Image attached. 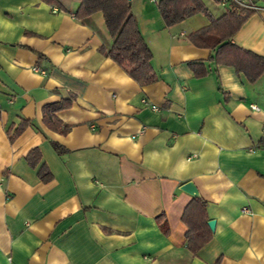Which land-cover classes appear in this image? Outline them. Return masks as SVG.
I'll list each match as a JSON object with an SVG mask.
<instances>
[{"label": "crops", "instance_id": "obj_1", "mask_svg": "<svg viewBox=\"0 0 264 264\" xmlns=\"http://www.w3.org/2000/svg\"><path fill=\"white\" fill-rule=\"evenodd\" d=\"M56 1L0 0V264H264V75L250 84L208 62L188 40L205 15L167 28L152 0H132L159 78L140 86L100 53L113 44L103 15L78 20L83 0ZM254 1L232 43L264 58V0ZM191 61L210 74L197 78ZM66 102L62 134L44 108ZM189 182L216 222L197 254L182 221Z\"/></svg>", "mask_w": 264, "mask_h": 264}, {"label": "trees", "instance_id": "obj_2", "mask_svg": "<svg viewBox=\"0 0 264 264\" xmlns=\"http://www.w3.org/2000/svg\"><path fill=\"white\" fill-rule=\"evenodd\" d=\"M43 1L61 9L56 0ZM157 7L167 28L183 23L198 14L209 18V26L188 37L189 42L195 47L211 51L209 63L235 68L237 74L243 75L250 84L256 83L264 75V58L232 43L233 37L256 11L233 4L225 9V13L215 18L203 0H159ZM96 13L103 15L106 28L113 38L112 46L109 49L102 47L100 53L122 67L140 86L157 82L159 78L152 65L153 53L140 31L137 18L132 12L131 2L128 0H83L75 17L78 20H84ZM188 65L197 78L210 74L204 62L191 61ZM70 105L71 102L57 103L44 108L45 121L47 123L49 121L51 127L62 134H67L70 128L64 126L55 114ZM26 126L25 121L12 134L11 140H15ZM261 146L264 148V137ZM53 148L58 155L67 153V150L57 143H53ZM27 159L33 167L36 166L40 160L39 150H33ZM38 176L43 183H49L52 180V174L45 165L39 169ZM157 221L163 234L169 235L165 216L158 217ZM182 221L188 227L186 234L188 248L193 254H197L212 240L214 233L208 225L207 203L200 198H194L186 207Z\"/></svg>", "mask_w": 264, "mask_h": 264}, {"label": "built area", "instance_id": "obj_3", "mask_svg": "<svg viewBox=\"0 0 264 264\" xmlns=\"http://www.w3.org/2000/svg\"><path fill=\"white\" fill-rule=\"evenodd\" d=\"M159 0H152L153 3L157 4ZM219 6L224 9H228L231 5H237L242 8L250 9L253 11H259V7L256 5L254 0H214ZM146 103V101H144ZM153 110H158L156 107H152ZM8 264H15L11 257L8 258Z\"/></svg>", "mask_w": 264, "mask_h": 264}, {"label": "water", "instance_id": "obj_4", "mask_svg": "<svg viewBox=\"0 0 264 264\" xmlns=\"http://www.w3.org/2000/svg\"><path fill=\"white\" fill-rule=\"evenodd\" d=\"M128 1L131 2L132 0H128ZM181 190L184 191L185 193L191 195L194 198H199V191H198L197 187L195 186V184L192 182H189V183H186L185 185H183L181 187ZM208 225H209L210 229L214 232L215 227H216V222L215 221H209Z\"/></svg>", "mask_w": 264, "mask_h": 264}, {"label": "rangeland", "instance_id": "obj_5", "mask_svg": "<svg viewBox=\"0 0 264 264\" xmlns=\"http://www.w3.org/2000/svg\"><path fill=\"white\" fill-rule=\"evenodd\" d=\"M203 1L205 2V4L208 5L210 0H203Z\"/></svg>", "mask_w": 264, "mask_h": 264}]
</instances>
